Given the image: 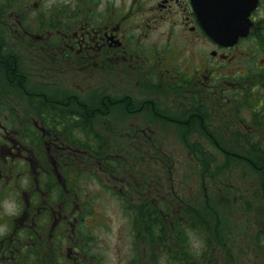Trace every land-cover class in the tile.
<instances>
[{
	"label": "flooded vegetation",
	"instance_id": "1",
	"mask_svg": "<svg viewBox=\"0 0 264 264\" xmlns=\"http://www.w3.org/2000/svg\"><path fill=\"white\" fill-rule=\"evenodd\" d=\"M248 18V32L226 44L207 33L192 0H0V74L20 88L33 85L29 76L33 72L51 85L49 68L63 79L68 73L79 78L82 70H90V79L93 74L96 81L111 78L124 85L135 77L139 88L169 94L171 101L177 94L169 86L180 89L176 85L186 81L187 94L180 98L194 104L192 119L201 118L209 136L233 135L236 146L254 153L257 162L264 152V0H258ZM43 91L26 93L40 95L43 104L80 103L78 97L54 99ZM132 93L110 99V104L125 98L132 107L136 92ZM1 99L0 94V225H5L0 231V264H30L37 241L48 245L56 238L64 245L71 237L67 230L76 234L82 219L80 194L92 181L93 171L83 181L80 160L86 153L67 141L62 123L51 121L53 116L41 108L34 114H17L2 106L13 98ZM199 102L202 113L196 111ZM157 105L154 95L128 110L132 114L145 107L157 110ZM97 114L114 117L111 110L94 117ZM85 115L93 119V112ZM153 115L172 120L161 110ZM60 116L64 119L66 114ZM214 120L221 121L218 133L209 128ZM118 133L139 137L154 130ZM255 161L253 183L262 184L263 158L260 165ZM85 164L93 167V154ZM11 197L15 207L6 210L4 199ZM78 238L61 264H83Z\"/></svg>",
	"mask_w": 264,
	"mask_h": 264
},
{
	"label": "rangeland",
	"instance_id": "2",
	"mask_svg": "<svg viewBox=\"0 0 264 264\" xmlns=\"http://www.w3.org/2000/svg\"><path fill=\"white\" fill-rule=\"evenodd\" d=\"M179 69L183 71L184 68ZM42 73L44 74V70H42ZM34 74L36 73L33 72V75H29L32 78L33 85H28L27 88H20L17 85L14 87L10 78H7L4 73L0 74L1 101L3 102L6 98H13L14 102L9 100L12 103H6V107L14 109L15 111H12L17 114H34L38 112V109L43 104L40 95L31 94L30 96L26 91L37 93V91L41 92L44 90L43 92L49 98H65V100L70 99L68 96L76 95L74 97L80 98L79 102H87L92 107L98 105L101 102L100 100L108 102L110 99L123 98L126 94L131 96L132 92L135 91L136 96L132 98L135 99L136 105L131 107L127 104V99H122L123 101L120 100L112 108H109V113L111 110L114 113V117L101 114L95 116V125L99 131L106 135L112 134L115 142L123 138L122 143L125 144L126 142L124 141L129 138L121 137L118 133L119 131L124 132L131 130V128L150 127L154 130V133L148 136L155 139L158 145H163V152L167 154L171 161L167 166L154 163L148 167L157 170L155 173L164 177L165 185L169 186V188L175 186L179 190L178 187H181L182 192L180 193L179 191L178 196L185 197V200H190L193 196L201 197L204 193L199 191V189L203 185V187L206 186V194L217 193L227 195V197H235L234 212L238 226H234L233 231L229 234L232 239L228 240L229 244L225 247L221 248L215 245V251L212 246L207 252L208 258L200 262V264H207L213 252V255L219 260V264H258L260 259H264V251L258 249L263 244L256 233V216L253 214V219L250 222L252 231H255L252 234V238L250 237V232L247 231L249 224L243 213L247 212V204L243 201L248 197L253 199L255 208L260 207L262 209L264 203V197H258L260 195L258 190L261 188V184L253 183L254 168L252 161H255V154L249 153L248 149L247 151H241L242 149L235 146L236 139L233 135L226 136L220 133L207 136L201 118L192 119V114L195 112L194 104L180 98L187 94L186 81L183 84L179 81L176 86H179L180 89L169 86L170 91L177 94L176 100L171 101L169 96H167L169 94L156 92L155 89L139 88L136 85L137 80L135 77L125 83V86L114 78V82H112L111 78L107 81L104 79L96 81L92 74V79H90V70L86 72L82 70L79 78L75 77V73H68L66 78L63 79L57 70L54 71L49 68L47 76L51 85H46L44 83L46 79H39V76ZM61 82H68V85ZM97 94H99L101 99H98ZM154 95L159 98L157 110L169 113L172 120L155 117L153 113L158 111L151 109V107H145V110L133 113L139 114L140 117L138 116L137 118H135L136 115H133L128 110L138 108L142 99H147ZM77 103L78 101L75 100L71 103L73 109L83 111V107L79 103L77 105ZM212 123L214 126L211 125L209 128L214 133H218L216 131L221 121L214 120ZM200 126L202 127L200 128ZM195 135L205 137L202 144L206 148L205 152L208 153V158L202 157L198 162L194 156L190 155V150L186 144V140H192ZM228 140H231V142L229 143ZM218 143L222 144L223 147L220 148ZM227 144H230L233 148L235 146L238 150L234 152L237 155H233L229 159H226L227 152H225ZM256 163L262 164L261 160H257ZM205 166L208 167L207 172L204 171ZM166 170L169 173H166ZM98 172L91 182L85 183L83 186L84 192L80 194L79 205L82 211L78 212V216H81L80 218L82 219L80 226L77 225L76 234H72L70 229L67 230V236L71 233V237L70 240L68 237L64 241V245L56 238H53L51 240L52 244L48 245L37 241L36 250L32 251L30 264L64 263L68 247H72L73 244L77 243L74 241V237H79L77 239L79 246L76 248L80 253L83 264H167L165 259L158 253V247H155L149 237L143 232L142 226L138 230L133 228L131 217L126 213L127 209L123 207L121 192L115 191V187L109 183L118 184L116 187L119 190L123 188L124 194L126 193L128 198L131 197L136 200L139 195L134 179L128 178L124 181V177L120 173L119 176H112L113 181H110L112 179H109L107 175L102 174L101 171ZM258 175H261V172ZM219 180L224 183L220 184ZM101 183H105L108 187L104 188ZM165 191H169L166 186ZM86 199H94L92 205L87 206L88 209H84L82 205L83 200L85 201ZM14 207V197L4 199L3 208L11 210ZM242 218H244L243 221ZM4 230L5 225H0V231L3 232ZM48 230L49 228H47ZM195 245H198V243H195Z\"/></svg>",
	"mask_w": 264,
	"mask_h": 264
},
{
	"label": "trees",
	"instance_id": "3",
	"mask_svg": "<svg viewBox=\"0 0 264 264\" xmlns=\"http://www.w3.org/2000/svg\"><path fill=\"white\" fill-rule=\"evenodd\" d=\"M97 95L98 99H101L99 94ZM74 96L76 95L68 97L74 98ZM100 101L98 105L93 107L87 102H80L83 111L74 110L70 104L61 108L59 103L53 100L45 101L41 105L42 112L53 116L51 121L62 123L67 141L72 146L81 148L82 153H86V156L81 154L80 160L82 163L79 172H81L83 181L87 179L84 177L92 171L93 177L99 173L98 171H101L102 174L112 179L110 181H113L112 176H119L120 173L123 175L124 181L133 178L134 184H137L136 189L139 195L136 200L131 197L128 198L127 194H124L123 188L120 191L116 187L118 184L109 183L115 187V191L121 192L123 207L127 209L126 213L131 217L133 228L138 230L142 226L143 232L149 237L151 243L158 247V253L167 264H200L208 258L207 252L212 246L215 251V245L222 248L229 244L228 240L232 239L229 234L233 231L234 226H238L234 212L235 197H227V195L217 193L206 194V186L203 187V185L199 189L204 193L201 197L193 196L192 199L185 200V197L178 196L179 191L182 192L181 187H178L179 190L175 186L169 188L165 185L164 177L157 175L155 173L157 170L148 167L154 163L163 164L162 166L170 164L171 159L163 152V145H158L155 139L149 136L129 137L120 135L129 138L124 141L126 142L124 144L122 143L123 138L115 142L112 134L106 135L100 132L95 125L94 113L108 112L109 108L113 107L110 101ZM2 106L6 107L7 105L2 104ZM202 110L203 104L199 102L196 111L202 113ZM92 112L93 119L85 115ZM62 113L66 114L64 119L60 116ZM74 113H79L80 116L78 118L68 116ZM54 128L56 132L59 129L57 125ZM204 139L203 136L195 135L192 140H186L190 155L194 156L197 162L202 157L208 158V153L205 152L206 148L202 144ZM228 142L230 143L231 140ZM218 146L223 147L220 143ZM235 146L233 148L227 144L225 147L226 159L237 155L234 153L238 151ZM260 152L262 153H259L258 159L263 158L264 162V152ZM92 154L93 167H85V162L89 163L92 160ZM207 168V166L204 167L205 172L208 171ZM166 173L169 171L166 170ZM202 177L204 178V176ZM219 182L220 184L224 183L221 180ZM101 185L104 188L108 187L105 183H101ZM165 186L169 190L168 192L165 191ZM258 192L260 194L258 197H264V183L261 184ZM149 194L152 195L149 196ZM93 202L94 199L83 200L84 209H88L87 206L92 205ZM243 202L247 204V212H243L249 224L247 231L252 237L255 231H252L250 222L254 214L256 216V233L263 244L258 249L264 251V203L261 209L260 207L255 208L253 199L250 197L244 199ZM243 220L244 218H242ZM213 254L211 256L213 259L209 258L207 264H219V260Z\"/></svg>",
	"mask_w": 264,
	"mask_h": 264
},
{
	"label": "water",
	"instance_id": "4",
	"mask_svg": "<svg viewBox=\"0 0 264 264\" xmlns=\"http://www.w3.org/2000/svg\"><path fill=\"white\" fill-rule=\"evenodd\" d=\"M258 0H192L201 25L217 41L230 44L245 35Z\"/></svg>",
	"mask_w": 264,
	"mask_h": 264
}]
</instances>
